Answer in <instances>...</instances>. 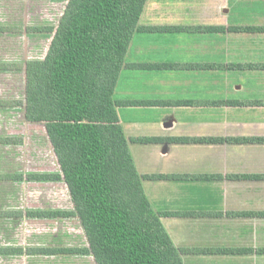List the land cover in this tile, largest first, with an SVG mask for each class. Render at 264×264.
<instances>
[{
  "label": "crops",
  "instance_id": "1",
  "mask_svg": "<svg viewBox=\"0 0 264 264\" xmlns=\"http://www.w3.org/2000/svg\"><path fill=\"white\" fill-rule=\"evenodd\" d=\"M138 27L157 30L133 35L115 101L221 103L117 108L140 176H221L144 180L150 206L155 212L208 213L160 218L176 249L210 251L184 253L182 264H264V179L238 178L264 175V142L230 141L264 140V0H146ZM188 27L221 30L166 31ZM143 64L165 67H129ZM136 138L162 141L140 144ZM174 138L225 141H166Z\"/></svg>",
  "mask_w": 264,
  "mask_h": 264
},
{
  "label": "trees",
  "instance_id": "2",
  "mask_svg": "<svg viewBox=\"0 0 264 264\" xmlns=\"http://www.w3.org/2000/svg\"><path fill=\"white\" fill-rule=\"evenodd\" d=\"M145 2L66 0L56 27L33 26L26 29L27 33L51 36L44 58L25 63L0 62V73L23 71L25 78L23 100L0 98V110L20 109L26 122L43 125L58 166L55 172H0V183H62L72 204L70 210L0 209V220L77 219L87 244L85 247L50 246L26 250L17 246H0V257L90 256L95 264H182L184 253L210 252L208 249H176L160 221L164 216H208V213L155 212L145 196L142 182L214 180L221 179V176H140L118 119V107L221 104L114 100L118 76L126 67L125 56L133 35L157 30L138 27ZM177 30L205 32L221 29H166L168 32ZM253 30L258 29L244 31ZM8 32L14 31L0 27V34ZM129 67L155 69L165 66L143 64ZM21 139L0 135V146H19ZM159 141L162 139H133L140 144ZM166 141L215 144L225 139L174 138ZM230 141L264 142L262 139ZM238 178L264 179V175ZM259 252L264 253V250Z\"/></svg>",
  "mask_w": 264,
  "mask_h": 264
},
{
  "label": "rangeland",
  "instance_id": "3",
  "mask_svg": "<svg viewBox=\"0 0 264 264\" xmlns=\"http://www.w3.org/2000/svg\"><path fill=\"white\" fill-rule=\"evenodd\" d=\"M66 0H0V27L12 30L0 34V62L25 63L44 58L50 35L27 33L33 26L56 27ZM20 29V31H19ZM23 71L0 73V98L23 100ZM0 135L21 137L19 146H0V172H55L58 166L43 125L31 124L20 109L0 110ZM1 210H70L62 183H0ZM86 240L77 219L0 220V246L85 247ZM0 264H95L90 256L44 257L22 255L0 257Z\"/></svg>",
  "mask_w": 264,
  "mask_h": 264
}]
</instances>
